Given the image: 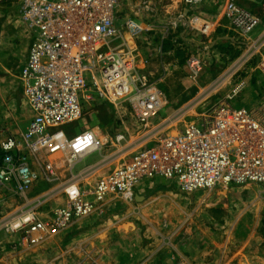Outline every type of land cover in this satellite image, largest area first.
Listing matches in <instances>:
<instances>
[{
	"label": "built area",
	"instance_id": "1",
	"mask_svg": "<svg viewBox=\"0 0 264 264\" xmlns=\"http://www.w3.org/2000/svg\"><path fill=\"white\" fill-rule=\"evenodd\" d=\"M11 1L17 3L19 21L33 33L18 76L32 117L17 135L0 132V187L10 188L24 202L0 215V231L20 233L37 244L90 216L98 206L88 195L130 202L136 184L152 178L173 181L185 192L247 183L264 189V104L254 109L229 103L244 88L243 78L196 120L171 131L185 116L178 111L159 117L165 95L159 78L142 70L140 64L148 61L135 44L148 25L131 16L119 23L121 0ZM196 2L181 0L189 9ZM259 2L264 9V0ZM224 13L243 40L225 71L227 78L252 61L264 76V30L258 38L250 36L261 18L232 0L225 3ZM187 24L204 36L212 28L199 15H192ZM184 64L192 80L203 71L197 54L189 55ZM89 99L109 105L114 122L131 120L134 135L125 127L107 134V140L92 129L68 135L66 125L81 117L82 101ZM55 153L61 154L67 172L63 180L57 160L48 159ZM92 153H98L100 161L74 172L75 165ZM36 159H42L39 171L34 168ZM95 173L92 189H82V180ZM38 181L57 183L52 193L62 194L64 202L40 210V198L27 196Z\"/></svg>",
	"mask_w": 264,
	"mask_h": 264
},
{
	"label": "rangeland",
	"instance_id": "2",
	"mask_svg": "<svg viewBox=\"0 0 264 264\" xmlns=\"http://www.w3.org/2000/svg\"><path fill=\"white\" fill-rule=\"evenodd\" d=\"M262 12V14L257 15L264 25L263 8ZM19 34V32L13 31L11 25L0 27V47L9 50L12 43L19 45L21 41ZM193 34L195 37L196 34ZM234 48V51L238 50L237 47ZM241 48H239V52ZM220 50L219 47H216L214 54L218 53L219 55L218 60L215 62L212 60V53L206 49L199 53L195 52L204 62L203 71L196 79H188L185 74V65L179 69L177 68V73H172L167 68L154 75L155 77L159 76L158 82L160 83L158 84L166 96L159 117H166L163 115L178 111L185 116L171 131L181 128L184 122L196 120L203 110L221 100L232 85L241 78L240 73L237 76L227 78L228 74L225 71L234 58L231 59L232 57H230L232 52L226 51L221 54ZM2 78L4 77H0V128L3 127L11 131L16 128V124L8 120L9 116L27 115L20 107V92L15 79V72L7 74L6 82V79L1 81ZM184 78L189 80L185 85V91L181 88L178 89L183 85L181 79ZM165 88L167 89L165 90ZM247 95L248 92L245 93V88H242L229 101L230 105L233 107L241 106L239 102ZM253 106L258 105L254 104ZM110 109V106L98 99L82 101L81 117L77 121L66 125L70 129L68 135L96 127L107 132L109 126H112L107 133L110 136L113 132L122 130L124 124L114 122L113 118L109 117ZM125 125L130 130L135 127V124L130 120H126ZM60 157V153H55L49 156L48 159L57 160L58 174L60 179L63 180L67 172ZM90 158L92 157H86L83 163L80 162L79 165H75L73 171L87 168L97 162L96 159L92 163H86ZM41 160L36 159L34 161V168L37 171H39ZM96 176L95 173L93 176H88V178L82 180V189H92ZM158 184H160V187L150 188V191L145 192V195H143L144 198L137 199L134 197L130 202L114 196H98L97 199L92 197L90 200L96 203L98 208L90 216L72 222L65 228L67 229L65 235H48L37 244L32 245L23 242L24 240L10 239L11 234L0 231V243L2 242L5 247L11 250H19L20 248L22 250L21 258L27 264H32V261H34V264L39 261L38 264H46L45 245L48 242L58 243L59 245L66 243L78 244V242H81L78 241V238L83 234H88L81 243L88 242L102 248L104 246H116L117 242L124 238L130 239L129 245H144L146 247V251L142 255L143 261L140 264H173L176 261L179 262L176 257L175 245L182 247L186 244H194L190 243L187 238L182 243L184 237L191 234L194 237L203 235L204 244L214 238L218 244L228 242L230 245H235L243 242L244 235L248 230L245 229L248 220L245 219V215H242L244 212H249L247 214L251 218L259 215L264 217V209H257V204H262V200H264V194L260 192V188L253 184H249L251 187L248 188H243L242 185L245 186V184L216 185L190 192L182 191L169 182ZM56 185L57 183L51 185L44 181H38L28 192V200L39 197L41 200L40 210L44 211L53 204L63 203L64 197L62 194L54 195V192L52 193V189ZM23 203L20 198L13 194L10 188L0 187V215L14 210ZM241 215L244 217H240ZM250 223H252V219ZM128 234L130 235L127 236ZM20 236L22 237V235ZM198 238L201 239V237ZM199 243H202V241ZM123 245H126V243ZM30 248L37 256L30 253ZM89 260L92 259L88 258V262ZM258 260L259 263L264 264L262 261L264 260V254ZM186 262L189 264L188 261Z\"/></svg>",
	"mask_w": 264,
	"mask_h": 264
},
{
	"label": "crops",
	"instance_id": "3",
	"mask_svg": "<svg viewBox=\"0 0 264 264\" xmlns=\"http://www.w3.org/2000/svg\"><path fill=\"white\" fill-rule=\"evenodd\" d=\"M227 1L228 0H197L195 5L189 9L181 3V0H121V6L118 9V22L121 23L124 16H131L148 25V30L135 44L138 47L140 57L146 58L148 61L146 64H140L142 70L150 74L152 78L158 79L159 76L155 77L154 75L159 74L162 70H166L167 68L169 71L171 70L172 73H177L176 69L184 66L185 59L189 55L195 54V52L199 53L206 49L208 52L212 53V60L215 62L218 60L219 55L218 53L214 54L216 47L221 49V54L226 51L231 52V48L235 49L234 47H237L238 50L236 51H239V48L242 47L243 40L235 30L231 28L229 20L224 13V6ZM232 1L236 6L253 14L257 15L263 13L259 0ZM251 9L252 11H250ZM192 15H199L211 24L212 28L208 35L204 36L199 34L197 30L191 28V26L187 24L188 18ZM171 19L176 20L175 26H170V24H168ZM7 25H11L14 32L20 33L21 41L19 45L12 43L11 49L9 50L0 47V77H4L1 81L6 79V82L7 74L15 72V79L20 92V107L27 116H9L8 120L16 124V128L10 131L1 127L0 132L2 135H17L19 132L26 129L32 117L24 99L18 76L26 60L33 33L19 21L17 3L11 0L0 1V27ZM263 30L264 25L261 20V23L252 30L250 36L252 38H258ZM193 33H195L197 37H194ZM176 52H178L179 55L176 56ZM185 74L188 77L186 68ZM239 76L245 81V93L248 92L246 98H243L239 102L240 105L248 108H257L259 105L264 104V76L253 68V61L246 65ZM188 79H181L183 85L178 89L181 88V90L184 89L185 91V85L189 81ZM166 89L167 88H165V90ZM254 104L258 106L254 107ZM109 113V117L111 118L112 112ZM111 127L112 126H109L107 132L101 131L98 127L92 130L96 132L98 136L107 140V133L108 130L110 131ZM123 127L128 129L131 135H134V127L130 130L126 127L125 123ZM65 130L68 133L70 129L65 127ZM98 156V153L86 156L92 157L86 163H92L97 159L95 163L97 164L100 161V156L99 159ZM85 158L80 162L83 163ZM80 162L76 165H79ZM168 182L176 186L173 181L162 178L141 180L135 186L134 197L137 199L142 198L145 192L150 191V188H159L160 184L158 183L166 184ZM249 184L253 183H247L245 186H242L243 188L251 187ZM253 185L260 188V192L264 194V189L261 186L257 184ZM92 197V195L87 196L89 199H92ZM257 205V209H264V200H262V204ZM247 213L249 212H244L242 214L245 215V219L248 220L247 227L245 228L248 230L244 235L243 242L235 245H230L228 242L218 244L214 238H212V240L204 244L203 235L198 236L201 237L200 239L191 234L184 237L182 243L185 242L186 240L184 241V239L187 238L190 243L194 244H186L182 247L175 245L176 257L179 259V262L177 263L176 261L173 264H182V262L183 264H187L186 261H188L189 264H263L259 263L258 258L264 254V236L260 234L264 217L259 215L258 217L253 216V218H251ZM242 215L240 217H244ZM251 219L252 223H250ZM66 230L67 229L60 231L57 235H65ZM20 235L22 234H11V238H9L24 240L23 242L26 243L27 240L25 237L22 235V238ZM83 235L78 238V241L82 242L84 237L88 234ZM129 235L130 234L127 236ZM194 240L195 242H193ZM200 241H202V243H199ZM81 242H78V244L66 243L63 245L48 242L47 245H45L47 256L46 264H140V262L143 261L142 255L146 251L144 245H129L130 239L124 238L120 239L116 246H104L102 248L100 246L98 248L96 244ZM124 243H126V245H123ZM118 246L122 247L118 248ZM29 250L32 255H36L32 252V248ZM21 255L22 250H20V248L19 250H11L5 247L2 242L0 243V264H27L24 259L22 260ZM88 258L92 260L88 262ZM262 261L264 262V260ZM38 263H40V261L37 262V264ZM32 264H34V261H32Z\"/></svg>",
	"mask_w": 264,
	"mask_h": 264
},
{
	"label": "trees",
	"instance_id": "4",
	"mask_svg": "<svg viewBox=\"0 0 264 264\" xmlns=\"http://www.w3.org/2000/svg\"><path fill=\"white\" fill-rule=\"evenodd\" d=\"M231 56L230 57H232L231 59H233V58H235L237 55H238V53H239V51H234V49L233 48H231ZM175 55L177 56V55H179L178 54V52H176L175 53ZM179 57V56H178ZM262 228H261V230H260V234L262 235V236H264V219H263V222H262Z\"/></svg>",
	"mask_w": 264,
	"mask_h": 264
},
{
	"label": "water",
	"instance_id": "5",
	"mask_svg": "<svg viewBox=\"0 0 264 264\" xmlns=\"http://www.w3.org/2000/svg\"><path fill=\"white\" fill-rule=\"evenodd\" d=\"M143 198V197H142Z\"/></svg>",
	"mask_w": 264,
	"mask_h": 264
}]
</instances>
